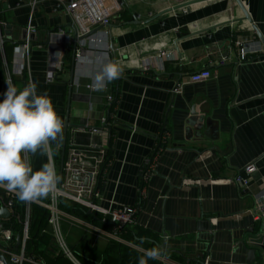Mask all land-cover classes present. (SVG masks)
<instances>
[{
	"label": "crops",
	"instance_id": "0c3cea01",
	"mask_svg": "<svg viewBox=\"0 0 264 264\" xmlns=\"http://www.w3.org/2000/svg\"><path fill=\"white\" fill-rule=\"evenodd\" d=\"M187 1L104 0L112 7L109 25L94 27L79 38L64 4L0 0V93L6 90L9 74L18 89L36 81L38 92L51 97L63 119L62 136L50 142L58 174L65 127V147L71 141L82 148L110 147L111 162L96 201L106 207L136 206L129 229L138 225L152 233L154 238L142 240L150 248L164 245L159 259L169 264H264V217L255 213L257 201L264 198V46L242 20L235 0H205L188 10L158 15ZM241 1L264 38V0ZM123 11L125 19L119 18ZM24 29L34 35L32 40L22 39ZM26 40L31 43L27 56L21 57L15 46L7 60L4 43ZM247 44L256 51H247L241 59L240 49ZM161 50L172 55L163 70L139 69L142 58ZM105 54L119 61L124 73L106 91L96 92L81 70L84 61ZM20 57L21 74L14 71ZM203 69L210 71L208 79L189 80ZM177 83L182 84L180 91L173 93ZM108 94L113 96L110 105ZM191 110L202 118L201 128L189 125ZM104 114L110 131L91 134L89 129L99 128ZM154 155V166L145 176V160ZM30 161L38 170L49 163L48 153L30 154ZM250 162L257 170L248 187H241L234 178ZM66 224L63 229L69 233L73 229ZM86 228L101 239L89 235L88 243L83 236L74 240L69 234L71 246L83 240L102 249L113 239L106 225L89 223ZM116 241L140 254L150 249L122 238ZM250 250L254 260L247 263Z\"/></svg>",
	"mask_w": 264,
	"mask_h": 264
},
{
	"label": "built area",
	"instance_id": "2783aa9c",
	"mask_svg": "<svg viewBox=\"0 0 264 264\" xmlns=\"http://www.w3.org/2000/svg\"><path fill=\"white\" fill-rule=\"evenodd\" d=\"M23 0H19L21 2ZM57 4H64L65 13L71 19V25L74 26L77 36L85 35L91 32L94 27L109 25L112 17V7L105 5L104 0H54ZM36 0H32L31 5H35ZM123 2L120 1L117 8L122 6ZM58 6V5H57ZM32 33H35L34 28H30ZM3 39L0 38V49L2 51ZM240 44V43H239ZM16 52L21 53V57L27 56V53L31 50L30 41L26 40L16 46ZM255 52L256 50L247 44L246 48L240 49L241 59H245L246 52ZM20 57V58H21ZM172 55L168 51L161 50L156 54L144 57L141 59L139 69L142 71H155L163 70L166 60L171 59ZM24 58H21V64H15L14 71L21 74L24 64L22 62ZM4 60V58H3ZM224 58L221 59V63ZM6 63V61H3ZM54 70L51 71V78L53 77ZM211 73L207 69H203L199 72L193 73L189 80L191 82H201L208 79ZM7 81H11L12 77L7 74ZM180 83H177L173 87L172 92L178 93L181 88ZM113 101L111 94L107 95V103L110 105ZM108 116L103 115L100 118V127L91 128L89 132L91 134L105 135L109 132ZM82 148L76 146L72 141L68 146L67 155L61 164L62 177L58 183L56 189L48 194L43 200L35 202H25L24 218L22 221V231L20 236H14L13 232L9 229H4L0 221V239L3 243L0 244V255L4 258H0V264H46L40 258H34L25 252V244L28 239V225L30 219L31 204L37 203L48 211V224L50 226V236L52 240V253L53 257H62L69 264H84L75 255L67 238V232L63 229V223L77 224L81 226L89 227V223L79 220L76 217L63 212L59 205L61 200L77 203L83 206L87 211L100 213L103 215V219L106 217L111 224V231L108 232L109 236L113 239L120 240V234L128 226L135 223L137 207L136 206H103L99 204L96 199L98 195V177L104 170V154L107 148ZM92 150V151H91ZM27 159H30V153L26 155ZM155 155L145 160V172L144 175L149 172L154 166ZM49 163L53 164L56 169V164L53 160V156L48 152ZM257 167L255 162L246 164L239 175L234 178L235 183H238L241 187H248L250 176L256 172ZM58 174V171L56 169ZM59 175V174H58ZM2 188V187H1ZM4 189V188H3ZM11 198L17 197L15 193L6 194ZM0 202L3 206L9 209L11 214L13 204L12 200H5L0 194ZM255 213L259 218L264 217V198L257 201ZM73 226V225H71Z\"/></svg>",
	"mask_w": 264,
	"mask_h": 264
},
{
	"label": "clouds",
	"instance_id": "9594fccd",
	"mask_svg": "<svg viewBox=\"0 0 264 264\" xmlns=\"http://www.w3.org/2000/svg\"><path fill=\"white\" fill-rule=\"evenodd\" d=\"M123 73L120 62L106 54L84 61L81 70V76L91 81L90 87L96 92L106 91ZM6 84V90L0 93V187L15 193L21 201L35 202L54 191L61 178L51 163L34 170L26 155H46L50 142L62 136L63 119L51 97L38 92L36 81L22 89L10 80ZM163 254L164 249L158 246L147 249L137 264H149Z\"/></svg>",
	"mask_w": 264,
	"mask_h": 264
},
{
	"label": "trees",
	"instance_id": "16d2710c",
	"mask_svg": "<svg viewBox=\"0 0 264 264\" xmlns=\"http://www.w3.org/2000/svg\"><path fill=\"white\" fill-rule=\"evenodd\" d=\"M119 18H126L124 11L119 14ZM15 46H17V44L13 45L6 42L4 43V55L7 60L10 59ZM24 75L25 72L22 73V78H24ZM2 77L3 68L0 55V78ZM67 150L68 147L66 145L64 159L66 158ZM93 151L96 150L93 149ZM110 162L111 152L109 147L104 154V170L99 174L97 183L98 186H100V183L104 177V173L106 172ZM0 194L5 200L11 199L13 204L12 212L9 218L3 220V227L6 230H11L14 236H20L22 231V221L24 218L25 201L19 200L18 197L11 198L10 196L6 195L5 192L1 191V189ZM59 208L66 214L76 217L77 219L87 223L93 225H102L104 227L106 225V228L108 227V230L111 231V224L109 223L108 219L105 217V222L102 223L103 215L100 213H88V211L83 206L77 203L65 201L64 199L61 200ZM120 237L128 242L135 243L144 248H150V243L148 241L143 242L142 244L140 241L145 238L152 239L154 238V235L143 227L134 225L133 229L131 230L128 226L123 232H121ZM52 247L50 226L48 224V211L39 204L32 203L25 252L34 258L42 259L44 262H46V264H69L68 261L62 257H53L51 255ZM71 247L77 258L84 264H137L138 259L143 255L140 254V252L134 250L132 247L120 243L114 239H109L102 249L90 246L83 240L78 241L76 244H72ZM174 258L178 263H184V258L181 256H174ZM149 264L163 263L158 262L157 260H152L149 261ZM189 264H192V262Z\"/></svg>",
	"mask_w": 264,
	"mask_h": 264
},
{
	"label": "water",
	"instance_id": "95a60500",
	"mask_svg": "<svg viewBox=\"0 0 264 264\" xmlns=\"http://www.w3.org/2000/svg\"><path fill=\"white\" fill-rule=\"evenodd\" d=\"M200 1H205V0H191V1H187V2H184V3H180L174 7H171L170 9H166L165 11H162L161 13H159L158 15H161L163 13H167L169 11H175V10H178V9H185V10H188L189 6L193 3H196V2H200ZM237 5L239 6V8L241 9L242 11V14H243V17H242V20H246L250 25H251V28L253 29V31L255 32L256 36L258 37L259 41L262 43V45L264 46V38L262 37L258 27L253 23V20L251 18V16L249 15L247 9L245 8V6L243 5L242 1L241 0H235ZM157 15V16H158ZM9 27V26H8ZM7 28V27H6ZM7 34L9 36V38H11V35L9 33V31H7ZM90 33L88 34H85V35H81L79 36V38H83V37H86L88 35H90ZM26 38H29V39H33L34 38V35L32 33H28L27 29H24L22 31V39H26ZM77 38V37H76ZM12 43H14L13 41H11ZM75 57H76V52H75V48H73V52H72V60H75ZM191 117L190 119L188 120V123L189 125L193 126V125H196L197 128H201L202 127V118L198 117L195 113L194 110H191ZM66 130L67 128L65 127V134H64V137L62 139V153H61V161H63V158H64V152H65V141H66ZM59 177L61 178L62 177V170L60 169L59 171ZM88 213H92L91 211H88ZM10 216V212H9V209L5 206H3L0 202V221L1 223H3V220L5 219H8ZM164 245H162L161 247L163 248ZM0 258H4L3 255H0ZM254 260V252L253 250H250L248 253H247V263H251L253 262Z\"/></svg>",
	"mask_w": 264,
	"mask_h": 264
},
{
	"label": "rangeland",
	"instance_id": "374dc122",
	"mask_svg": "<svg viewBox=\"0 0 264 264\" xmlns=\"http://www.w3.org/2000/svg\"><path fill=\"white\" fill-rule=\"evenodd\" d=\"M65 223H67V222H64L63 224L65 225ZM63 225V226H64ZM71 225H73V226H71ZM71 225H69V224H66V227L69 229V230H71V229H73V230H71L69 233H67V237H68V235L70 234V238H72V236L74 235L75 237H73L72 239H79L81 236H83L82 238H83V240H87L88 241V243H89V235H91L90 237L92 238V239H94V241H96L97 239H101L100 237H99V235L97 234V233H94V232H90L89 233V230H87V228L86 227H84V226H81V225H77V224H71ZM78 237V238H77ZM0 243H3L2 242V240L0 239ZM90 246H92V245H90ZM94 247V246H93ZM96 248V247H95ZM157 261L158 262H161V263H163V264H169V261H167L166 259H157Z\"/></svg>",
	"mask_w": 264,
	"mask_h": 264
}]
</instances>
